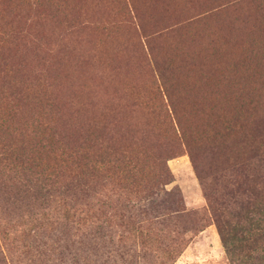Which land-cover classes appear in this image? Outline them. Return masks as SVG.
I'll use <instances>...</instances> for the list:
<instances>
[{"label": "rangeland", "instance_id": "rangeland-1", "mask_svg": "<svg viewBox=\"0 0 264 264\" xmlns=\"http://www.w3.org/2000/svg\"><path fill=\"white\" fill-rule=\"evenodd\" d=\"M161 66L171 69L163 81L178 87L185 110L228 114L239 98L254 106L249 126L264 123V0H0V123L20 130L27 122L38 134L32 144L1 128L0 157L11 136L13 146L48 153L33 176L0 160V264H264V238L238 241L229 215L215 222L185 125L189 147L166 148L170 181L162 187L179 195L181 210L160 204L163 192L132 193L111 178L45 185L54 170L65 182L68 172L55 167L68 168L60 158L77 140L72 127L115 95L137 92L133 106H120L128 124L143 131L158 122L139 102L156 104L151 86L161 84ZM201 158L208 187L228 191L207 169L209 148ZM221 238H234L231 255Z\"/></svg>", "mask_w": 264, "mask_h": 264}, {"label": "trees", "instance_id": "trees-1", "mask_svg": "<svg viewBox=\"0 0 264 264\" xmlns=\"http://www.w3.org/2000/svg\"><path fill=\"white\" fill-rule=\"evenodd\" d=\"M165 70L171 69L168 66L157 67L156 71L161 73V84L157 86L153 83L151 86V91L154 92L153 100L156 104L158 102V105L139 102L145 104V108L149 109L148 115L158 122L147 124L143 131L139 130L137 125L128 124L120 106H133L134 100L139 99L137 92L134 90L128 95H115L109 106L100 109L88 122H78L72 127V131L77 134V140L63 152L65 158H60L64 163L69 162L66 164L68 168L63 169V166L58 164L55 167L68 172L65 182L60 184L54 170V175L45 177L44 180H48L45 185L57 188L61 185L65 189H71L85 185V180L96 177L111 178L116 187L132 193L144 192L154 196L155 193L158 195L163 192V201L160 204L172 211L181 210L182 201L179 195L172 191L166 192L162 187L170 181L166 166V148L176 149L181 143H186L189 147L188 142H184L185 125L191 132L190 142L195 143V146L189 147V156L218 227H221L220 221L224 224L226 215H229L236 219L232 226L238 241H248L251 234V238H256V242L260 241L264 238V189L260 190L261 186H264V173L259 175V170L264 172V123L249 126L247 121L254 118V106L250 102L241 99L239 101V98L228 114L222 113L221 110L217 112L216 107L214 113H209L211 108L206 110L200 105L185 110L187 104L179 96L178 87L163 81ZM170 91L177 93L174 100ZM93 109L94 106L91 105L89 111ZM3 127L10 128L11 133H15L12 132L15 127L4 125V121L0 123V129ZM19 129L15 128L18 131L16 135L22 137L20 141L29 137L30 139L24 142L34 144L32 140H37L38 134L30 130L29 124L24 122ZM159 129L164 130V135L161 136L167 141L164 144H160L157 138ZM152 137H155V140ZM10 138L1 148L0 160L7 158L5 161L13 165H9L11 170L20 169L28 172V176H33L41 163H44L48 154L47 148H34L35 152L32 144L22 142L13 146L12 136ZM38 144L42 145L39 141ZM208 148L214 158L212 165L207 169L212 174L220 173L219 176L223 177L226 183L224 188L231 186L228 191H223V194L215 193L205 183L206 176L203 175L206 171L201 156ZM48 152L51 153L52 150L49 149ZM35 153L40 156V160L36 159ZM253 166L257 167L258 175L250 173L255 170ZM258 179L260 188L254 191ZM243 198H246V202ZM233 205L235 209L230 212L229 208ZM221 239L227 253L231 255L234 238Z\"/></svg>", "mask_w": 264, "mask_h": 264}]
</instances>
